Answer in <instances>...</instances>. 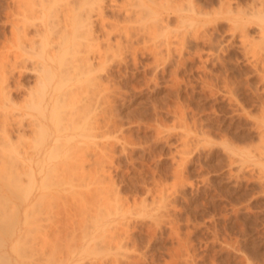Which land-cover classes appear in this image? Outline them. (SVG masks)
Returning a JSON list of instances; mask_svg holds the SVG:
<instances>
[{"label": "rangeland", "instance_id": "1", "mask_svg": "<svg viewBox=\"0 0 264 264\" xmlns=\"http://www.w3.org/2000/svg\"><path fill=\"white\" fill-rule=\"evenodd\" d=\"M97 1L0 0V79L7 76L3 83L9 95L0 100V113L8 104L15 106L14 116L33 117L31 95L40 83L41 89L44 83L48 86L50 79L46 89L72 94L74 107L90 101L84 106L81 128L72 131L83 130L90 136L93 130L95 134L84 133L80 146L100 148L113 143L117 188L123 194L133 193L138 201L144 196L152 203L150 210L134 217V242L120 250L130 258L138 256L129 264H264V4L260 5L264 0ZM100 4L103 28L111 31L109 44L97 9L89 8ZM188 4L193 10H183ZM154 10L158 11L155 15ZM258 12H262L260 18ZM63 15L74 22L90 16L100 37L102 56L91 63L95 70L86 72L81 66L75 71L78 77L73 72L68 77L66 72L74 51L60 53L42 43L40 31ZM170 31L174 33L168 40ZM47 65L54 67L51 74ZM59 111L56 114L62 115ZM192 135L195 141L193 136L192 142L185 143ZM127 138L130 144L124 142ZM1 145L0 214L7 218L0 217V264H60L63 260L62 264H112L115 253L92 256L78 235L67 238L73 227L80 233L75 224L80 223L78 214L73 225L60 218L57 239L54 234L51 239L36 238L29 232L28 220L19 221L20 229V194L30 200L31 189L18 187L22 181L17 167L12 168L17 162L16 148ZM67 151L61 159L69 155ZM10 153L15 159L11 160ZM97 163L86 162L84 171H65L47 191L62 198L92 192L99 184L97 178L93 175L88 184L83 178L89 180L88 168ZM179 166L180 174H175ZM59 199L63 202L55 203L52 219L56 215L64 219L70 208L68 201ZM168 200L172 205L165 208ZM61 211L63 215L57 214ZM156 218L161 228L152 234ZM51 223L43 221L44 227L56 229ZM23 231L28 232L26 237Z\"/></svg>", "mask_w": 264, "mask_h": 264}, {"label": "bare ground", "instance_id": "2", "mask_svg": "<svg viewBox=\"0 0 264 264\" xmlns=\"http://www.w3.org/2000/svg\"><path fill=\"white\" fill-rule=\"evenodd\" d=\"M98 1H100V0H98ZM251 1L255 2L253 0H251ZM261 1L262 0H260V2ZM256 3H255V5L259 4V3H257V4ZM261 4H264V2L260 3V5ZM260 5L258 7H260ZM89 6L88 7L90 9H92V8L94 10L97 9L96 12L98 14L97 13L96 14L99 15V18L101 20L99 22H101L103 24V25L101 24L102 29L106 30L107 35L110 34L111 31L109 29L103 28V26H104L103 20L105 18H103V16H102V11L100 8L101 4L98 5L97 8H95L91 5H89ZM252 7H254V6H252ZM56 9H57V7H56ZM246 9L248 11L249 8H245L244 10L246 11ZM183 10L190 11V10H193V8L191 9L190 4H188V6L186 5V7H184ZM255 10H256V6H255ZM248 12H250V11H248ZM157 13H158L157 10L153 11V15H155ZM261 13L258 12L256 15L259 16V14H261ZM94 14H95V12H94ZM253 14L255 15V13H253ZM253 14H252V16H253ZM90 16H91V12H90ZM90 16L87 15L86 17H82V16L78 17L79 21L76 20L75 22L73 20H71L67 15H63V17L60 16L62 18H59L58 16H56L58 18L53 20L51 23L47 24L48 27H46L44 30L40 31L41 37L43 38L42 39L43 44H46L52 48L56 47L57 50L60 51V53H61V51L68 52V50L74 51V53H73L74 55H72V57L74 56L73 59L71 57L72 62L69 60H65L66 63H68L67 61H69L71 63V64L69 63L70 67L67 66V68H66V66H65L66 69H69L68 71H66L67 73L69 72L67 74L68 77L75 74L76 73L75 71L78 70L79 67H81V66L83 67V68L81 67L82 69L87 70V71L84 70L83 72H85V71L91 72V69L94 67V66L92 67L91 63L94 62L96 59L99 60V58L102 56V54L100 55L101 49L99 46V43H100L99 38L100 37L98 36V34L95 33V30L93 28L94 20H92V18H90ZM260 16H262V14ZM260 16H259V18H260ZM254 17H256V16H254ZM87 18H89V20H87ZM60 22H62V24H60ZM70 23H71V25H73L71 30H70V27H71ZM160 24L162 25V23H160ZM60 25H62V27H60ZM69 25H70V27H68ZM199 26H201V24ZM153 28H155V27H153ZM197 29H199V28L197 27ZM174 30L176 32V29H174ZM173 33L174 32H171V35L167 34L168 40L171 39V36ZM175 35L177 36V34H174L173 37ZM106 38H107L106 40H107L108 44L110 42H112V41H110L109 35ZM176 38H178V37H176ZM176 38H175V40H177ZM104 40H105V38H104ZM52 48H51V50H52ZM47 52H49V51H47ZM52 55H50L49 58H52ZM49 60L51 61V59H49ZM75 62H76V64H75ZM69 64H67V65H69ZM47 68H48L49 73L51 74L53 72L54 67L52 65H49ZM93 70H95V69L93 68ZM72 72H73V74H72ZM42 74H43V72H42ZM3 75H4V77L2 76V80L0 79V100H4V99L9 97V95H8V97L6 96L7 95L6 93H8V92L5 93V91H4V88L6 87V84H4V83L7 79L6 78L7 76H5V74H3ZM47 77H46V79L50 78V77H48V78ZM72 77L73 76H71V78ZM3 78H5L4 79L5 81L3 80ZM51 83H52V79H50L48 81V86H45L44 85L45 83H44L42 89L40 87V85H41V83H40L39 87H38L39 89L38 88L36 89V94L31 95L32 96L31 99L33 102L30 100L31 102H29V103H33V106L31 104V106L33 108V110L31 111V114L33 117L27 118L25 115H21L20 117L14 116V113H16V112L13 113V109L15 108V106L14 105L9 106L8 104H6L7 107L5 108V111L2 110V112L0 113V122H1L0 124H2V126H4V131H3V129H0L1 131H3L2 135H1L2 143L4 145H10V146H14L16 148L15 156H16L17 162L13 160L16 163H15L14 167L12 166V168L17 167L15 169L16 170L15 172H16L18 178L20 179V181H22V183L19 184L18 187L20 189V185H21V186H23V188L25 186V188H28L29 190L31 189L30 193L32 196H31L30 200H27L25 198L24 194H22V193L20 194V204H19V208H18L19 214L17 215V222L20 226V229L23 228V225L21 222L19 223V221H21V220L27 221L28 220V222H30V228H29L30 231H29V229H28V231L30 233H31V231H33L34 233L32 232V234H35L36 238H38V237H40V238L50 237V239H51L52 238L51 236L54 234V236L57 239V238H59L58 236L60 234L59 233L60 229H59V231H56V230H58L57 226L60 228L59 225H61V223H62L61 220H64L65 224L67 223V225H68V223H71L73 225L74 220H75V219H73V217L76 218V216L79 215L80 216L79 217L80 223L75 221V222H77L75 224H76V226H78L79 229H77V230H79L80 233L77 234L78 232H74L76 230L73 227V229H70L72 231L71 233H69L70 235L66 234V235H68L67 236L68 239H69V236L74 238L78 235V237H80L82 239L83 243L86 245V252L89 255L92 254V256L110 255V254L115 253L116 255H115V258L112 260V262H113L112 264H123V260H125L126 264H129L130 261L132 262L133 260L136 261L135 257H138V256H135L134 258H130V256L126 255L125 253H123L120 250H121V248H126L129 245L128 243H130L129 241L132 242V238H134V237H132V233H131L132 229L135 227V225L132 224L134 217L136 215H139L140 213L142 214V212H144V211L146 213V211H148V209H149V206H150V208H152V206L150 205L152 203L149 202L147 200V198L144 196H143V199L138 201L136 196L132 195L133 193L132 194H127V193L123 194L122 191L120 192V190L118 189L119 187L117 188V185L115 183V177H114L113 170H112L113 165H114V158L117 156V155H115V152H116L115 147L116 146L114 147L113 143L110 142L109 145L102 143L103 145L100 148H98L99 146L96 147L98 149L92 147V145H91V147H89L90 144H88V143H87L88 145L86 144L88 146L87 148L85 147L86 149H84L83 146H80V144H82L81 142L84 140V136H86L87 134H88L87 136H89V133L86 134L85 132H83V130H80L78 132H73L72 130H74V128L75 129L77 128L76 130L81 128V127H79V125H81L83 118L86 117L84 115V111H85L84 106L85 105L89 106L90 101L88 100V102L86 101V102H83L82 104H80L81 106L79 105V106L74 107V102H72V98H73L72 94L67 95L66 92H57L53 88L48 89V90L46 89V87H49V85ZM54 87H55V85H54ZM58 89H59V87H58ZM5 90H6V88H5ZM8 90H10V89H8ZM27 97H29V96H27ZM28 99H30V97ZM2 102H5V101H2ZM3 106H5V105H3ZM23 106L24 105H22L21 107H23ZM31 106L29 105V107H31ZM17 107L19 108V106H17ZM59 110L63 111L62 115L56 114ZM60 111H59V113H60ZM24 113H26V111ZM115 123L116 122L114 121L113 124H115ZM90 125L92 126V124H89V126ZM108 126H111V125H108ZM114 126L116 127V125H114ZM111 127H112L111 129L113 130V128H114L113 125ZM1 128H3V127H1ZM84 128H85V126H83V129ZM90 129H92V128H90ZM27 130H29V132L32 131L35 135L32 132L29 134ZM15 132H16V136H14ZM92 133H93V135L95 134L93 130H92ZM93 135L90 133V136H93ZM193 136L194 135H192L191 138L187 137V139L185 140V143H189V141L192 142ZM128 139L129 138L124 139V142L129 143L131 141V139H129L130 141H125ZM109 141H108V143H109ZM132 141H133V139H132ZM193 141H195V136H194ZM117 142L118 141L116 140V143ZM2 143H0V144H2ZM4 145H1V146L3 147ZM123 145H124V143H123ZM133 147H134V145H133ZM122 149H123V147H122ZM65 150L66 151L71 150L70 153L72 154L74 152L75 154L71 155L67 151V154H69L71 156L67 155V157L65 159H61V157H63V153L66 152ZM89 153L91 155L90 157L88 155ZM190 153H191V151H190ZM11 154L12 153H10L9 155H11ZM184 154L185 153H183V155ZM187 154H188V152H187ZM9 157H12L11 160L15 159L14 156H12V155ZM8 160H10V158ZM13 161H10V162H13ZM92 161H94L95 163L99 162V164L97 163L96 167H93V168L89 167L88 168L87 176L89 177V180H87L86 178H83L84 184H88L89 182H92L93 180L91 177H93V175H95V177L97 178L99 184H98L97 188L94 189L92 192H89L86 195L84 194L81 196L80 195L76 196L74 193H73V196H69L67 194L68 196L66 195V196H64V198H62L61 194L59 195V194H55V193H51V192L47 191V188L51 184H53L54 181L55 182H57L56 180L59 181V179L61 178V177L59 178V176H61V175L64 176L63 174L65 171H67V172H68V170L69 171L75 170L77 172L78 171H84L85 163L86 162L92 163ZM12 168H10V169L12 170ZM179 168H180V166H179ZM180 170H181V168L178 169L177 171L174 169L175 174H176V172L177 173L179 172V174H180ZM12 174H13V172H11V176L17 180V178H16L17 176H15L16 174L15 173L13 174L15 177ZM2 175L7 177V174H5V173H2ZM24 178H26L27 183L23 182ZM124 182H125V180H124ZM57 183H59V182H57ZM78 184L80 185L81 183L79 182ZM20 190H23L22 187ZM129 192H130V190H129ZM148 192H150V191L148 190ZM24 193H25V191H24ZM29 194H27V196ZM59 198L64 199L65 201L69 202L70 208L69 207L68 208L70 211L66 209L68 211V213L64 214L63 211H61L62 213H57L60 215H63V214L66 215V217L64 216L65 217L64 219H62V217H58L57 215L54 219H52L53 218L52 214L55 213L54 212L55 210L53 209L55 206V203L60 202V201L63 202V200H60ZM153 198H155V197H153ZM169 200H168V203L166 202L164 204L165 208H169V206H168L170 204ZM155 201H156V199H155ZM172 201H173V199H172ZM7 203L8 202H6L5 204H7ZM157 203L155 204L156 206H158ZM159 205H160V203H159ZM170 205H172V204H170ZM4 206L6 207V205H4ZM1 209H0V212H2ZM156 209H158V208H156ZM6 210L7 209L5 208V211ZM11 211H13V210H11ZM7 212H8V210H7ZM58 212H60V210H58ZM168 214H170V213L168 212ZM162 215H164V214H162ZM3 216H4V214H0V217H3ZM157 217L159 218L161 216L158 215ZM167 217H168V215H167ZM170 217H172V216H170ZM4 218H7V217L4 216ZM4 218H3V220H4ZM60 218H61V220H60ZM8 219H6V220L8 221ZM10 219H12V217H10ZM156 219L154 220L155 222H153L154 223V225H153L154 229H152V227L150 228V230L151 229L153 230V231H151L152 234L156 233V231H154L156 228H158V227L161 228L160 227V223H161L160 220H158V219L156 220ZM163 219L164 218L162 217L161 221ZM167 219H165L164 222H166ZM44 220H47V221L51 220L54 223V224L51 223V225L52 224L55 225L54 227H56V229H53V228L51 229L50 226H49V228H50L49 229L48 226L46 225L49 222L45 224V226L47 227V229H45L46 227H44V225H43ZM23 222H25V221H23ZM131 224L133 225V227L131 226ZM72 225H70L71 228H72ZM0 226H1V223H0ZM51 227H53V226H51ZM63 227H65L67 229L66 225ZM1 228H0V230H1ZM75 228H77V227H75ZM25 229L27 230V228H24V231H25ZM49 230H55L56 232L52 231L53 232L52 233ZM150 230H149V232H150ZM25 232L23 234L24 237H26V235L28 234V232H27L25 235ZM175 232H177V231L175 230ZM29 236H31V234H29ZM29 236H27V238L31 239V238H29ZM35 236L33 237V235H32L31 237H33V239H34ZM64 236H65V234H64ZM33 239H32V241H33ZM38 239H37V241H38ZM64 239H66V238H64ZM76 239L79 240V238H76ZM37 241H35V239H34L33 243H35V242L37 243ZM39 242H41V241L39 240ZM39 244H37V245L35 244V245L37 247H39L38 246ZM31 246H32V244H31ZM70 246L71 245H69V247ZM42 248H43V246H42ZM55 249H57V247ZM58 249H60V248H58ZM41 251L44 252L46 250L43 249ZM53 253H54V251H53ZM59 253H62V252H59ZM57 254L58 253H56V255ZM66 256L67 255H65L64 257L66 258ZM64 257L60 258V259H64ZM142 257H143V255H142ZM1 258H2V256H1ZM7 260H9V259H7ZM137 260H138V258H137ZM4 261L5 260H3V262ZM63 261H62V263H63ZM62 263L60 262V264H62ZM92 263H95V262L92 261Z\"/></svg>", "mask_w": 264, "mask_h": 264}]
</instances>
